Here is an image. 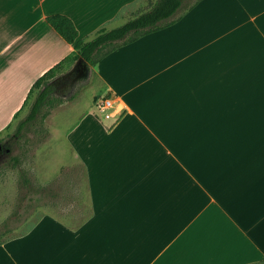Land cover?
I'll return each instance as SVG.
<instances>
[{"label": "crops", "instance_id": "obj_1", "mask_svg": "<svg viewBox=\"0 0 264 264\" xmlns=\"http://www.w3.org/2000/svg\"><path fill=\"white\" fill-rule=\"evenodd\" d=\"M143 1L0 0V131L75 50L48 15L88 40ZM117 42L90 63L100 92L63 134L75 160L39 215L6 230L0 264H264V0H198Z\"/></svg>", "mask_w": 264, "mask_h": 264}, {"label": "rangeland", "instance_id": "obj_2", "mask_svg": "<svg viewBox=\"0 0 264 264\" xmlns=\"http://www.w3.org/2000/svg\"><path fill=\"white\" fill-rule=\"evenodd\" d=\"M197 1L186 0L179 11L172 16L171 19L174 21L168 26L182 21L188 6H194ZM141 5H143L142 9L146 8L149 0L141 2ZM127 20L119 21L118 26ZM118 43L120 42L107 45L95 56L96 59ZM75 62L64 67L62 72L70 71ZM75 85L74 90L67 95L54 92L53 94L62 97L63 101L54 106L44 107L43 113L36 121L17 134L18 124L31 111L39 91L36 89L27 101L22 114L17 116L16 120L11 119L12 126L0 131V142L6 148H10L9 151H0V244L4 242L9 227L11 231L16 224H21L22 218H36L39 215L41 211L37 209V203L52 200L54 175L61 172L60 169H69L72 158L75 160L74 151L66 143L63 134H66L67 129L79 119L82 111L92 108V97L100 92V85L92 73L87 80L78 81ZM70 96L75 97L71 100ZM76 98H80L79 102H74ZM65 101L70 102L66 104Z\"/></svg>", "mask_w": 264, "mask_h": 264}, {"label": "trees", "instance_id": "obj_3", "mask_svg": "<svg viewBox=\"0 0 264 264\" xmlns=\"http://www.w3.org/2000/svg\"><path fill=\"white\" fill-rule=\"evenodd\" d=\"M185 2L186 0H150L146 8L136 12L124 24L112 29L102 27L93 38L88 40L79 39V29L69 15L64 13L48 15L47 21L67 42L75 44V50L34 82L29 98L36 89H39L38 94L30 113L18 124L16 133L20 134L29 124L36 121L43 113L44 107L54 106L63 101L62 97L53 94L55 92L53 79L59 76L65 64L75 62L80 56H83L89 63L95 64L97 62L96 54L107 45L117 41L128 43L146 33L162 29L173 23L172 16L179 11ZM45 115L46 113H44Z\"/></svg>", "mask_w": 264, "mask_h": 264}, {"label": "flooded vegetation", "instance_id": "obj_4", "mask_svg": "<svg viewBox=\"0 0 264 264\" xmlns=\"http://www.w3.org/2000/svg\"><path fill=\"white\" fill-rule=\"evenodd\" d=\"M84 65L79 64L76 66L74 70L67 71L62 75L58 76L55 80H53L54 91L58 93H63L67 95L71 93L75 88V83L78 81H82L84 78L82 77V73H84ZM3 151L10 150V148H6L3 145Z\"/></svg>", "mask_w": 264, "mask_h": 264}, {"label": "water", "instance_id": "obj_5", "mask_svg": "<svg viewBox=\"0 0 264 264\" xmlns=\"http://www.w3.org/2000/svg\"><path fill=\"white\" fill-rule=\"evenodd\" d=\"M79 64H83L84 65L85 71H84V73H82V77L84 78L83 80H87L90 77L91 73H92L91 64L83 56H80L76 60L74 66H73V68L71 70H74L76 68V66L79 65ZM53 80H55V79H53ZM2 149H3V143L0 142V151Z\"/></svg>", "mask_w": 264, "mask_h": 264}, {"label": "built area", "instance_id": "obj_6", "mask_svg": "<svg viewBox=\"0 0 264 264\" xmlns=\"http://www.w3.org/2000/svg\"><path fill=\"white\" fill-rule=\"evenodd\" d=\"M96 106L100 110H106L110 107H113V99L111 97H106L104 99L103 98L98 99L96 102Z\"/></svg>", "mask_w": 264, "mask_h": 264}]
</instances>
